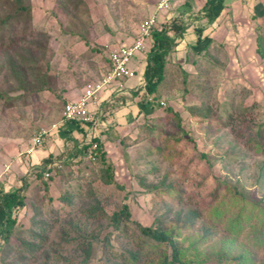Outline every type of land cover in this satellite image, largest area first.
<instances>
[{
	"label": "rangeland",
	"instance_id": "rangeland-1",
	"mask_svg": "<svg viewBox=\"0 0 264 264\" xmlns=\"http://www.w3.org/2000/svg\"><path fill=\"white\" fill-rule=\"evenodd\" d=\"M25 1L32 5L34 33L15 47L0 45V184L9 190L21 188L24 194L28 191L27 206L18 213L20 222L31 226L37 211L46 214L51 209L68 208L59 195L69 186H78L77 174L89 180L90 172L96 174L97 167L86 159L57 171L48 180L51 198L43 200L40 166L26 173L22 167H29L30 160L24 150L42 127L50 128L61 121L66 102L73 100L71 94L80 91L77 88L103 78L110 52L134 41L140 24L156 13L160 0ZM186 2L190 7L179 14L194 8L192 0H175L167 13L176 15L175 9ZM13 8L12 0H0V17ZM216 13L217 17L222 10ZM249 16L219 17L220 23L231 28L230 34L222 33L229 43L221 49L216 43L210 53L204 52L206 49L198 53L185 44L171 52L166 86L162 88L166 106L156 107L155 117L139 120L124 135L119 150L113 148L110 160L116 179L126 189L101 179L93 185L100 194L108 195L103 196L108 213L126 202L134 222L143 226L156 224L157 219L178 221L179 216L183 217L179 224H183L189 212L203 214L176 238L189 264H199L200 259L207 258L206 263L216 264L215 254L221 249L236 255L249 247L245 236L230 234L207 217L203 203H212L217 195V202L221 199L240 204L236 207L243 206V201L249 206L257 201L264 207V148L259 147L264 144V55L258 51L257 43L258 33H264V17ZM216 17L212 16V20ZM193 34L187 36L192 38ZM262 44L264 49V35ZM140 56L131 60V67L136 66ZM22 58L28 60V68L20 66ZM183 70L190 73L185 83ZM170 106L180 112L181 119L166 115L164 109ZM62 156L55 159H64ZM44 163L42 159V166ZM140 181L148 183V190ZM71 217L88 225L95 235V250L88 264L107 263L102 242L106 234L110 235L112 248L118 251L136 250L139 242L146 240L135 224L128 228L135 237L129 238L115 230L109 220L105 219L100 228L88 222L80 210H73L71 215L63 213L61 222L49 233L47 249H57L69 258V264H81L85 258L79 240L68 241L63 236V232L72 236L82 233L64 226ZM3 257L1 253L0 264L7 263Z\"/></svg>",
	"mask_w": 264,
	"mask_h": 264
},
{
	"label": "trees",
	"instance_id": "trees-1",
	"mask_svg": "<svg viewBox=\"0 0 264 264\" xmlns=\"http://www.w3.org/2000/svg\"><path fill=\"white\" fill-rule=\"evenodd\" d=\"M12 2L14 8L11 12L4 17H0V45L2 46L11 45L15 47L18 41L23 40L35 31L33 27L32 5L26 3L25 0H12ZM223 4L224 0H206L200 11H205L208 15H211L215 5L222 6ZM188 13L190 11L182 15L178 13L169 17L162 15V18L161 16L158 18V25L151 31L150 50L148 54L145 53V59H143V75L146 80L145 90L147 92L146 103L149 106L163 107L159 100H164L162 99V88L166 86L165 81L167 80V70L170 64L169 58L171 52L185 39L186 35L194 33L195 40L190 46L196 49L198 53H202L205 49L204 52L208 51L210 53L212 51L210 49L216 45L214 39L206 33L208 26L189 28ZM263 35L264 33L261 31L257 35L258 51L261 55H264ZM223 45V43L218 44L220 49L224 47ZM220 49L217 51L220 52ZM107 59L109 70L110 57L108 56ZM20 63V66L23 68L29 67L28 60L22 58ZM183 75L184 77L189 76L190 73L183 70ZM186 79L187 77H185L184 83ZM148 95L153 96V99L156 101H148ZM164 111L171 118H182L180 112L171 106L165 108ZM77 126L81 127V129L83 127L80 122L77 123ZM153 131L162 136V133L157 129H152L151 132ZM179 140L178 138L177 141ZM94 141L98 143L96 160H91L88 157V150L91 144L84 143L81 149L76 152L75 162L61 163L60 166L54 165L50 167L54 161L53 159H55L54 156L50 155L45 160L44 166L38 169V177L41 176V180L38 179L42 181L39 182V185H42L43 188L41 189L44 191L42 198L43 200H49L51 197L48 195V187L50 188L48 180L54 173L61 171L67 165L73 166L76 162L79 163L86 159L94 161L97 167L96 174L95 172H90L89 180H85V175L82 177V175L77 174L75 177L78 178V186H69L59 195L60 200L66 203L68 208L55 211L51 209L46 214L37 211L32 216L31 226L22 224L19 218L20 214L18 213L20 209L27 206L28 191L25 194L21 192V188L6 191L5 187L0 184V241L2 242L0 254H3L4 261H7L6 264H69V258L57 249L54 251L47 249V242L49 233L59 221L61 222L62 214L71 215L73 210H80L88 222L97 223L100 228L105 219L109 220L115 230L121 231L123 236L129 238L135 237V234H129L128 232L130 224H135L141 236L146 238V240L139 242V247L136 250L128 248L118 251L112 248L110 235H104L102 242L104 243V255L107 257V263L103 264H189V258L184 248L176 241V238L180 236L181 231L187 228L193 220H199L203 214L200 215L196 211L194 214L189 212L183 224H179L182 221L181 218H183L179 216L178 221H172V225H170L172 222L169 223V221L164 222L157 219L156 224L143 226L139 222H134L132 212L126 202L122 204L120 209L113 211L111 214L108 213L103 206V202L106 199H103V196L107 197L108 195L100 194L95 186H93L94 181L101 179L105 184L114 185L118 189H126V186L117 181L115 168L113 162L108 158L104 142L98 136L94 138ZM261 146L264 148V144H259V147ZM67 172L69 173L67 175L70 176L72 168ZM47 173H49V176H47ZM142 179L145 178L142 177ZM139 183L148 190V183H145V181H140ZM149 186L153 187L151 184ZM128 192L129 190H127ZM213 197L212 203L202 204L205 206L206 216L211 217L215 224L217 223L230 234L245 236L249 244V247L244 248L240 254L236 255H230L227 251L221 249L215 254L218 258L216 264H264V207L259 206L257 201H253L250 206L246 204V201H243V206L236 207L240 204H234L229 200L225 203L221 199L217 202L214 199H217L218 196L215 195ZM248 207H250L249 211ZM233 213L235 214L233 215ZM253 218H256L257 221H254ZM64 226H71L72 229L76 228L82 232L79 236L67 235L63 232V236L68 241L79 240V244L82 246L83 253L85 254V258L81 264H88L95 250L94 233H91L88 225H85L80 220H74L72 217L67 219ZM88 232L91 237L88 235ZM207 260L200 259L199 264H208L206 263Z\"/></svg>",
	"mask_w": 264,
	"mask_h": 264
},
{
	"label": "crops",
	"instance_id": "crops-1",
	"mask_svg": "<svg viewBox=\"0 0 264 264\" xmlns=\"http://www.w3.org/2000/svg\"><path fill=\"white\" fill-rule=\"evenodd\" d=\"M205 3L206 0H192L194 8L189 10L190 13H188V23H190L189 28L194 26H208L206 33L209 34L210 37L214 39V42L218 44L229 43V39L226 38V35L222 38V33L226 31L227 34H230L231 30L230 27H225L223 23L219 22V17L222 18L225 14H227L228 17L229 15L230 17L232 16L234 19H238V17L241 16L244 17V14L246 16L250 15L249 18H252L253 16L260 18V14L264 17V0H224L222 6L215 5L213 7L211 16L200 17L199 15H205L204 11L198 13ZM189 7L190 4L186 2L177 7L175 13L178 14L180 10L183 11L185 8ZM219 9L222 10V14L216 17V12H218ZM162 15H165L166 17L171 16L166 12L159 13V17L161 16L162 18ZM194 15H197V17L193 18ZM212 16L213 18L216 17L215 21L214 19L212 20ZM259 22L260 21L258 20V23ZM189 37L190 36L186 35L185 39L176 48L180 50L185 44L193 43L195 40L194 34L192 38ZM144 56L145 54H141L140 61L136 66L132 67L137 70L135 77L112 82L101 92L99 98L91 104L92 108H97L100 111L97 123L82 124L83 127L81 129V127H78L77 123L74 122H59L60 124L58 125V128L53 129L51 134L45 138L44 144L42 145L43 147L38 148L33 154L27 156V158H29L28 160H30V162H28L30 163V166L27 168L25 166L22 167L23 169H26V173L30 171L29 169L31 167H43L41 160H46L50 155L54 156V158L63 155L62 157L64 158H60L59 160L55 159L52 162V165L56 162L63 163L75 160L76 152L81 149L83 144L87 141L88 136L94 131H96L97 136L104 142L108 158L112 159L115 150H119L118 147L121 145V139L124 135L129 134L132 131V127L136 125L139 120L142 118L155 117V112L157 110L156 107L149 106V104L146 103V80L143 75ZM83 89L84 87L82 89L77 88V90H80L81 92L79 91L78 93L71 94L72 99L75 100L79 98L83 93ZM163 98L164 97H162V99ZM85 132L86 134L84 135ZM48 143L51 144L49 147H47ZM11 177H14V174H12ZM6 191L10 190L6 188Z\"/></svg>",
	"mask_w": 264,
	"mask_h": 264
},
{
	"label": "built area",
	"instance_id": "built-area-1",
	"mask_svg": "<svg viewBox=\"0 0 264 264\" xmlns=\"http://www.w3.org/2000/svg\"><path fill=\"white\" fill-rule=\"evenodd\" d=\"M171 2L172 0H160L156 13L140 24L138 35L134 41L130 44L122 45L110 52V69L100 80L87 82L84 86L83 93L79 98L66 102L62 111L61 123H97L100 111L97 108H92L91 104L99 98L101 92L112 82L136 76L137 70L130 66V62L138 54H145L150 50L149 41L151 31L158 25V14L159 12L169 11L172 5ZM148 101L153 102L156 100L153 99V96L148 95ZM159 102L161 105L166 106L164 100H159ZM59 124L60 123H54L50 128L42 127L32 138L23 153L30 155L33 154L35 150L42 147L45 138L51 134L53 129L58 128ZM95 137H97L96 131L91 133L85 142L91 144L88 150V157L91 160H96V151L98 149V143L94 141ZM54 165L60 166V163L56 162ZM54 165L51 164L50 167ZM47 176H49V173H47Z\"/></svg>",
	"mask_w": 264,
	"mask_h": 264
}]
</instances>
